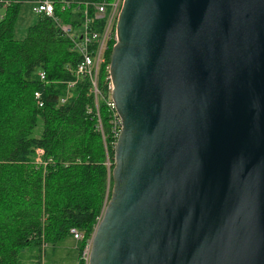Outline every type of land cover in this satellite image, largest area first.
I'll list each match as a JSON object with an SVG mask.
<instances>
[{"label":"water","instance_id":"1","mask_svg":"<svg viewBox=\"0 0 264 264\" xmlns=\"http://www.w3.org/2000/svg\"><path fill=\"white\" fill-rule=\"evenodd\" d=\"M108 76L88 264H264V0H122Z\"/></svg>","mask_w":264,"mask_h":264},{"label":"trees","instance_id":"2","mask_svg":"<svg viewBox=\"0 0 264 264\" xmlns=\"http://www.w3.org/2000/svg\"><path fill=\"white\" fill-rule=\"evenodd\" d=\"M25 1L0 3V264H42L45 248L71 237L72 227L83 235L76 264H84L81 250L112 186L116 139L106 99L115 40L112 34L105 43L95 98L89 77L76 74L81 55L72 38L86 33L89 50H97L108 8L95 17V6L115 0H51L52 15H37L15 38Z\"/></svg>","mask_w":264,"mask_h":264},{"label":"built area","instance_id":"3","mask_svg":"<svg viewBox=\"0 0 264 264\" xmlns=\"http://www.w3.org/2000/svg\"><path fill=\"white\" fill-rule=\"evenodd\" d=\"M0 3L2 4H8L6 0H0ZM120 0H116L111 5H107L106 3H99L96 7V13L95 17H101L106 12L107 8V20L105 23V28L99 43V46L97 50L90 51L88 48L89 39L86 37V33H83L79 40L72 38L74 49L79 52L81 55L80 62L78 63L76 67V74L81 76H87L90 79L91 82V91L94 94V97L96 98L98 94L97 89V74H98V68L100 63L103 61V50L105 49V43L109 39V37L113 34V38L115 40V21L116 16L118 14L119 8H120ZM31 10L36 15L44 14L46 16H51L53 12V3L51 0H31ZM61 30L66 33H71V28L68 24L61 25ZM92 37H95V34L92 35ZM39 79L44 78V73L39 72L38 73ZM109 78V76H108ZM73 82L68 83L69 86H71ZM109 88V95L106 99L107 106L112 110V119H111V133L117 138L119 131H120V118L118 114L115 111L114 103L112 99L110 98V91H111V84L109 82L108 85ZM34 97L38 100V105L41 106L42 102L40 101V95L38 92L34 93ZM42 151L40 149L36 150V153L39 154ZM70 236L77 242H80L83 239L82 233L77 230L75 227H72L69 229ZM92 238V237H91ZM91 238L86 240L85 246L81 250L80 253V260L84 261V264H88L89 260V253L91 248Z\"/></svg>","mask_w":264,"mask_h":264},{"label":"rangeland","instance_id":"4","mask_svg":"<svg viewBox=\"0 0 264 264\" xmlns=\"http://www.w3.org/2000/svg\"><path fill=\"white\" fill-rule=\"evenodd\" d=\"M115 1H113L112 3H114ZM121 1L122 0H120L119 5L121 4ZM112 3H110V5ZM31 7H32L31 0L25 1L21 4L20 12L17 16V20L15 23V32H14L15 38L22 37L27 27L35 22L37 15L32 12ZM2 12H3V8H0V15ZM38 73H37V77H38ZM60 101H63V98ZM77 245L78 242L75 241L72 237L68 236L64 240H62L56 248H50V247L45 248V252L42 257V264H76Z\"/></svg>","mask_w":264,"mask_h":264}]
</instances>
